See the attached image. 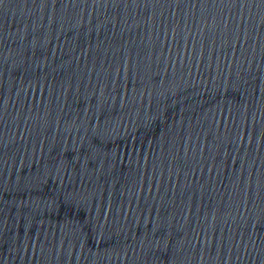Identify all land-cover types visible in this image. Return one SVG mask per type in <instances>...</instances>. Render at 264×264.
I'll use <instances>...</instances> for the list:
<instances>
[{"label":"water","instance_id":"obj_1","mask_svg":"<svg viewBox=\"0 0 264 264\" xmlns=\"http://www.w3.org/2000/svg\"><path fill=\"white\" fill-rule=\"evenodd\" d=\"M0 103L133 192L264 249V0H0Z\"/></svg>","mask_w":264,"mask_h":264}]
</instances>
